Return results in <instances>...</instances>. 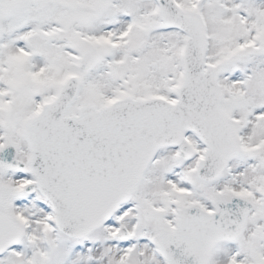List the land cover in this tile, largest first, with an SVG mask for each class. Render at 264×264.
Masks as SVG:
<instances>
[{"label":"snow or ice","instance_id":"obj_1","mask_svg":"<svg viewBox=\"0 0 264 264\" xmlns=\"http://www.w3.org/2000/svg\"><path fill=\"white\" fill-rule=\"evenodd\" d=\"M0 264H264V0H0Z\"/></svg>","mask_w":264,"mask_h":264}]
</instances>
